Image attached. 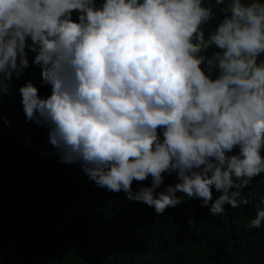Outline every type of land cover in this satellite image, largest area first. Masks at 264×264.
I'll return each instance as SVG.
<instances>
[{"label":"clouds","instance_id":"1","mask_svg":"<svg viewBox=\"0 0 264 264\" xmlns=\"http://www.w3.org/2000/svg\"><path fill=\"white\" fill-rule=\"evenodd\" d=\"M30 55L51 92L26 81L22 110L60 162L157 215L184 196L211 216L248 203L264 174V0H0V85ZM262 223L257 207L248 227Z\"/></svg>","mask_w":264,"mask_h":264},{"label":"trees","instance_id":"2","mask_svg":"<svg viewBox=\"0 0 264 264\" xmlns=\"http://www.w3.org/2000/svg\"><path fill=\"white\" fill-rule=\"evenodd\" d=\"M31 61L0 85V264H264V223L248 227L264 207V174L243 190L247 204L216 216L186 196L157 215L123 191L97 187L79 163L60 162L46 126L26 121L18 88L31 80L38 95L51 92ZM174 183V174L164 176Z\"/></svg>","mask_w":264,"mask_h":264}]
</instances>
